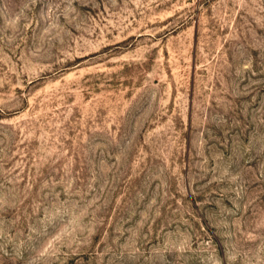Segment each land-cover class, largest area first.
Listing matches in <instances>:
<instances>
[{
	"label": "rangeland",
	"instance_id": "obj_1",
	"mask_svg": "<svg viewBox=\"0 0 264 264\" xmlns=\"http://www.w3.org/2000/svg\"><path fill=\"white\" fill-rule=\"evenodd\" d=\"M0 264H264V0H0Z\"/></svg>",
	"mask_w": 264,
	"mask_h": 264
}]
</instances>
